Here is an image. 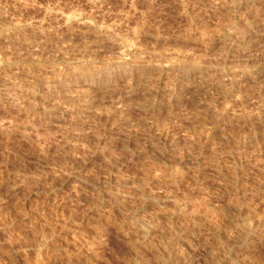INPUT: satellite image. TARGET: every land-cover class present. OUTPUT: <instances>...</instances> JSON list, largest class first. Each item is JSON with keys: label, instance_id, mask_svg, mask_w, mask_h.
<instances>
[{"label": "rangeland", "instance_id": "374dc122", "mask_svg": "<svg viewBox=\"0 0 264 264\" xmlns=\"http://www.w3.org/2000/svg\"><path fill=\"white\" fill-rule=\"evenodd\" d=\"M0 264H264V0H0Z\"/></svg>", "mask_w": 264, "mask_h": 264}]
</instances>
